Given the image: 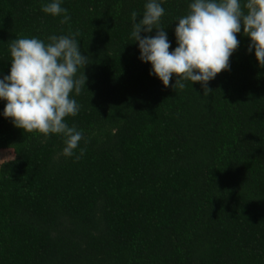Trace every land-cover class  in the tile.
I'll return each mask as SVG.
<instances>
[{"label": "trees", "instance_id": "obj_1", "mask_svg": "<svg viewBox=\"0 0 264 264\" xmlns=\"http://www.w3.org/2000/svg\"><path fill=\"white\" fill-rule=\"evenodd\" d=\"M48 2L0 0V78L12 40L79 33L91 60L66 123L84 155L0 116V152L14 155L0 166V264H264V69L243 27L204 95L174 91L175 76L165 88L139 59L131 13L146 0H64L68 24ZM189 3L163 4L170 51Z\"/></svg>", "mask_w": 264, "mask_h": 264}, {"label": "clouds", "instance_id": "obj_2", "mask_svg": "<svg viewBox=\"0 0 264 264\" xmlns=\"http://www.w3.org/2000/svg\"><path fill=\"white\" fill-rule=\"evenodd\" d=\"M63 2L42 3L41 11L62 17L60 23L68 24L71 16L62 7ZM166 2L146 0L139 17L132 11L129 37L139 46V59L151 65L149 75L158 78L165 88L175 76L174 91L184 90L186 82H191L192 86L200 84L204 95L211 93L209 82L230 71V57L240 46L237 34L242 27L251 41L248 53L254 51L264 69V0H190L187 13L175 23L177 46L172 51L168 34L161 26ZM153 30L155 36L150 35ZM78 35H51L47 42L36 37L12 40L10 74L0 78V101L6 102L0 116L24 133L63 137L61 155L77 161L84 155V149L79 148L84 132L70 127L66 118L76 117L81 110L73 93L79 96L86 86L85 68L91 60L82 54ZM9 156L5 153L0 159Z\"/></svg>", "mask_w": 264, "mask_h": 264}, {"label": "rangeland", "instance_id": "obj_3", "mask_svg": "<svg viewBox=\"0 0 264 264\" xmlns=\"http://www.w3.org/2000/svg\"><path fill=\"white\" fill-rule=\"evenodd\" d=\"M5 153L9 154L10 156L7 157V158H5V159H0V166L4 162H7V161H10V160H13L14 159V155L11 152H8V151H2V152H0V158H3V156H4Z\"/></svg>", "mask_w": 264, "mask_h": 264}]
</instances>
